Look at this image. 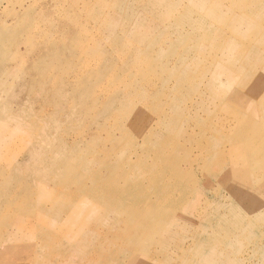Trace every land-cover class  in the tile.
Here are the masks:
<instances>
[{"label":"rangeland","instance_id":"1","mask_svg":"<svg viewBox=\"0 0 264 264\" xmlns=\"http://www.w3.org/2000/svg\"><path fill=\"white\" fill-rule=\"evenodd\" d=\"M260 149L264 0H0V264H264Z\"/></svg>","mask_w":264,"mask_h":264},{"label":"bare ground","instance_id":"2","mask_svg":"<svg viewBox=\"0 0 264 264\" xmlns=\"http://www.w3.org/2000/svg\"><path fill=\"white\" fill-rule=\"evenodd\" d=\"M219 6L221 7L222 5L219 4ZM252 7V5H247V6H244L242 9H240V11H243L249 7ZM214 7L217 9L216 6H213L211 9L214 11ZM262 7V6H261ZM206 18H209L210 16H205ZM218 17V16H217ZM239 17V15H238ZM220 20L224 19L222 17H219ZM263 19V18H262ZM261 19V20H262ZM245 36H243L244 38ZM216 40H220V41H224L226 39V34L225 35H222V34H217L215 36ZM230 42H227L225 41L224 44H223V50L224 52L226 51V49L228 48ZM186 54V53H185ZM184 54V56H186ZM187 70H189L188 68L185 69L183 72H186ZM183 72L181 73H178V76L183 74ZM175 75V74H174ZM195 88V87H193ZM243 90V85H239V91L242 92ZM249 100L253 99V98H247ZM190 103L192 104L191 107L188 109H182V110H177V113H176V119H180V118H183V115L184 114H189L191 113V110H195L197 108L199 109H205V106H204V102L202 101H195V102H192V100L190 101ZM238 131V135L242 136V137H247V144L244 145L243 148H247L249 147L250 149L252 148V146L255 144L256 140L260 139L261 138V133L258 129H253L251 128V126H242V127H238L237 129ZM149 135H151V133H149ZM153 136H155L153 133H152ZM157 136V135H156ZM191 141L190 139L188 138V144H190ZM233 147V146H232ZM224 147L221 146V144H215L213 146H210L209 147V151L208 153H206L205 155L202 156V154H198V156L201 158L202 157V161L203 163H206V164H203L202 166V169L204 170V173L205 172H208V173H213V176L216 177V176H223V166L226 164V161L229 159V151H227V153L223 150ZM231 148V147H230ZM128 154H130V152H128ZM256 155L264 158V149H260L259 151H256ZM157 157V155H156ZM252 157V156H251ZM253 158V157H252ZM123 159V158H122ZM129 158H126L124 157L123 159V166L121 167L122 168V171L124 172L126 170V168H128V164H132L130 161H128ZM110 165H108L109 167ZM167 167H170V165L166 164L164 165L163 168H160V170H163ZM239 167V166H238ZM173 169L175 170H178V168H175L174 166H172ZM159 170V168H156L155 166L154 167H148V169H144V171H141L140 173H152L153 170ZM85 172V171H84ZM122 172V173H123ZM141 182L142 181H138L137 183V188H139L140 186V189H141V192H146V191H149L147 190L146 187L144 188H141L142 185H141ZM136 187H135V190H136ZM68 199V198H67ZM66 199V200H67ZM65 201V199L63 200ZM66 202V201H65ZM69 203V202H68ZM74 203V202H73ZM73 203H71V205H73ZM70 204V203H69ZM177 204L179 205V207L177 208H172L173 210H182L184 215H191V213L189 212V210H193V208L191 209V205H188V203H180L179 201H177ZM194 206V204H192ZM69 206V205H68ZM70 207V206H69ZM68 207V208H69ZM72 207V206H71ZM70 207V208H71ZM140 208V206H139ZM168 210L171 209V205L169 207H167ZM109 224V223H108ZM111 227V226H110ZM127 228L128 227H125L124 231H127ZM109 230V229H107ZM104 231V230H103ZM105 233V232H104ZM107 233V232H106ZM100 236V235H99ZM140 236V234H138V237ZM24 248V247H23ZM21 250V249H20ZM114 263V261L112 262Z\"/></svg>","mask_w":264,"mask_h":264}]
</instances>
